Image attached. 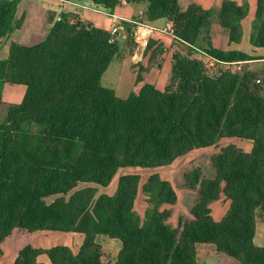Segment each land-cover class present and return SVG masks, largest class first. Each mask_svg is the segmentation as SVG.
<instances>
[{"label":"trees","instance_id":"obj_1","mask_svg":"<svg viewBox=\"0 0 264 264\" xmlns=\"http://www.w3.org/2000/svg\"><path fill=\"white\" fill-rule=\"evenodd\" d=\"M122 1L144 2L147 21L173 23L180 45L162 89L144 81L120 98L102 85L118 42L71 12L61 13L35 42H11L0 59V85L24 90L17 104L5 105L0 94V244L13 247V264H43L39 255L51 264H196L199 244L215 248L216 264H264V246L253 241L257 218L264 221V68L247 64L264 55L215 47L211 37L216 14L228 41L240 42L247 6L233 0L184 9L178 0H90L108 13ZM17 5L0 0V38L19 26ZM250 43L264 48V0L256 3ZM190 45L244 67L209 74ZM143 79L137 72L135 82ZM223 138L247 139L252 146L245 151L229 143L210 155L212 177L199 168L183 174V186L197 197L190 216L175 227L168 220L177 193L156 172L142 185L138 173L121 175L112 195L76 189L79 182L107 186L120 168L167 166ZM139 190L147 203L143 214L135 210ZM221 196L229 205L215 220L210 204ZM40 230L81 233L83 241L76 253L63 244L34 247L29 237ZM99 235L120 242L114 262Z\"/></svg>","mask_w":264,"mask_h":264},{"label":"crops","instance_id":"obj_2","mask_svg":"<svg viewBox=\"0 0 264 264\" xmlns=\"http://www.w3.org/2000/svg\"><path fill=\"white\" fill-rule=\"evenodd\" d=\"M52 1L53 2H49V0H18L15 18L17 21L20 22V24L18 27L14 28L12 32L0 38V59L7 58L9 52V46L11 42L28 44L35 34L41 32L42 35L44 36L49 30L51 23L54 20L58 19L61 13L71 12L75 14L81 21L86 22L95 27L105 29L107 31L114 22V19L111 17L110 14L107 13V11L93 7L90 0H52ZM178 1L183 9L186 8L191 3H197L203 8H212L214 6L218 7L217 5L218 0H178ZM233 1H235L238 4H241L243 1H247L248 3L247 14L241 20V27H242L241 40L240 42L228 41L227 31L226 30L221 31L220 29H217L219 28L218 27L219 25L218 26L216 25L217 28H215L211 32L213 45L215 47L226 50H238L245 52L247 54H251L253 56H259L258 53L262 50L264 51V48L255 47L251 45L249 42V37L251 33V23L254 18L257 0H233ZM55 7L58 8L60 7V8L57 11ZM145 7L146 4L144 2H140L137 4H130L122 1V3H120L114 8L113 14H117L123 17H130V18L136 17L138 11L140 10L145 11ZM149 22H151L154 25L163 26L167 22H170V20L159 19L157 21H153V22L149 21ZM218 36L220 37V39H217ZM116 40L119 45V50L115 54L113 60L110 63L111 65L110 70L114 71L113 73L116 79L114 86H116L115 88L119 90L120 86H125L127 83L135 84L137 73L136 71H133V69L131 68V62H130L131 57L130 55H128V52L125 48L127 37H118L116 38ZM151 43H154V45H160L161 43H163L162 45H164V48L166 49V51L163 52L159 57L160 58L159 66L158 65L155 66V64L151 62L150 50L154 48L151 45ZM178 45L180 44H178L175 41V39L171 38L170 36L157 34L150 40V45L147 51L145 52V54L143 55V58L141 60V65L150 66L151 64H154V67H152L148 71L149 73L148 76L146 77V80L147 82L153 83L158 89H162L161 87H164L168 81L170 66L171 63L173 62V55L178 50ZM191 55L192 57L197 58L200 61L204 59L203 56L200 55V53L194 50L191 52ZM263 55L264 54H262L261 56ZM260 59H264V58H260ZM9 85H18V84H10V83L3 84L4 87H8ZM116 91L115 94H117ZM129 91L130 90L128 89L126 96H128ZM123 96H119V97L120 98L126 97ZM1 99L3 102H11L10 99H6L2 94H1ZM226 201L228 202V200ZM227 208H224L222 210L223 215L225 214ZM140 213L141 212H139V214ZM217 218L218 217L213 216V219L217 220ZM263 231H264V226L261 224V227H259L258 223H256V231L253 241L258 246H264V236L262 235ZM63 233H67L68 235H70L67 241L63 243V245L70 247L72 252L76 253L83 241V235L81 233H76V232H63ZM211 246L212 245L209 244L197 245L196 264H216V259H217L216 250L212 246L214 248V252H212V250L208 248ZM102 247L106 251L105 247L104 246ZM42 248H48V247H42ZM212 253L213 255L210 258V260H207L208 254H212ZM15 256L11 260V263L9 262V264L13 263ZM37 261L43 264H51L45 255H39L37 257ZM110 261H111V256H110Z\"/></svg>","mask_w":264,"mask_h":264},{"label":"rangeland","instance_id":"obj_3","mask_svg":"<svg viewBox=\"0 0 264 264\" xmlns=\"http://www.w3.org/2000/svg\"><path fill=\"white\" fill-rule=\"evenodd\" d=\"M2 1H7V0H2ZM49 2H53L52 0H49ZM220 0H218V4L219 5ZM241 4H244L247 6L248 9V3L247 1H243ZM56 10L58 11V7H55ZM213 8H218L217 6H214ZM254 21V18H253ZM252 21V23H253ZM252 23H251V27H252ZM216 25L217 24V19H216V14L213 15V20H212V25H211V32L217 28ZM221 31H225L223 28H221L220 26H218ZM43 35L42 33H38L35 34L33 36V38L31 39V41L28 44H31L33 42H35L36 40H38L39 38H41ZM217 39H220V37L218 36ZM249 42H250V37H249ZM163 43H161L160 45H154V43H151V45L154 47L152 50H150L151 54H150V59L151 62H153L155 64V66H159V61H160V55L166 51V49L164 48V45H162ZM251 44V43H250ZM125 48L128 52V55H132L133 51H134V45L132 40L128 37L126 40V45ZM149 52V53H150ZM259 52V51H257ZM262 54H264V51H260L258 53L259 56H261ZM148 55V53H147ZM132 58V57H131ZM130 58V62H131V68L133 69V71L140 72V74L144 77V79L142 81H138L135 82V84L133 83H127L125 86H120L119 90H117L114 86L116 79H115V75H114V71L110 70L111 69V65H109V67L107 68L105 74L103 75V77L101 78V83L104 86L110 87L115 91H116V95L119 96H123L125 97L127 94L128 89L130 90V92H137L141 85L143 84L144 81L146 80V77L148 76V71L154 67V64L146 65L143 66L141 65V61L140 62H133L132 59ZM247 64H251L253 67H256L258 69L260 68H264V59H255L252 60V63H247ZM244 64L240 63H235V64H225V65H221L218 64L216 65L214 68L212 69H208V73L211 74L213 72H216L218 69L220 68H231V69H235L238 70L240 68H243ZM145 68V69H144ZM112 71V73H111ZM153 73V71H152ZM163 88V87H161ZM0 94L4 95V97L6 99H10L11 102H4V104H17L20 103V101L22 100L23 97V89L21 86L19 85H9L8 87H4L3 84L0 85ZM127 97V96H126ZM5 106L1 107L0 110V114L4 111ZM34 128V127H33ZM229 143H235L237 146H239L240 148H242L245 151H249L251 146H252V142L250 140L247 139H240V138H223L221 140H219L215 145H211L207 148H198V149H193L191 151H189L188 153H186L183 156L178 157L177 159H175L171 164L167 165V167H161V168H156L154 170H149V169H141V168H121L118 169L116 174L113 176L111 182L107 185V186H101L95 183H90V182H79L76 189H81L84 187H93L96 189V196H98L101 193H105L108 195H112L115 190H116V185H117V181L118 178L126 173H138L141 177V182L140 185L144 184L148 178V176L153 173L156 172L158 173L161 178L168 180L169 182H171V184L173 185L176 193H177V201L174 205H172L170 207L171 209V216L168 220V222L172 225V226H177L178 224V220L180 217H189V208L192 206L193 202L195 201L196 197H197V191L196 190H192V189H187L183 186V174L193 168H199L201 170V173L204 177H212L213 176V169L210 163V155H212L213 153L218 152L223 146L229 144ZM66 198L69 196V194H65L64 195ZM95 196V197H96ZM57 196H49L46 198L47 202H51L54 200V198H56ZM229 205V203L226 201V199H224L222 196L218 199L213 201L210 204V209H211V216L213 217H218V219H220L222 217V210L224 208H227ZM147 207V203H146V199L145 197L142 195L141 190L138 191V195L135 201V210L140 214L144 213V208ZM256 223H258V226L261 227V224L264 226V221L260 218H257ZM262 235L264 236V231L262 232ZM70 235H68L67 233H63L60 231H47V230H40L38 232H34L32 235H30L29 240L31 242V245L34 247H51L57 244H63L65 241H67V239L69 238ZM97 242L100 243L102 246L105 247L106 251L109 253V255L111 256V261L114 262L116 255L121 247L120 242L118 240H113V239H109L108 237L104 236V235H99L97 236ZM11 245L8 242H2L0 244V249L1 250V255H0V264H9V262L11 263V260L13 259V257L16 255V252L14 251L13 247H10ZM210 248V250H212V252H214V248L208 247ZM212 254H208L207 256V260H210V258L212 257ZM13 264V263H12Z\"/></svg>","mask_w":264,"mask_h":264},{"label":"built area","instance_id":"obj_4","mask_svg":"<svg viewBox=\"0 0 264 264\" xmlns=\"http://www.w3.org/2000/svg\"><path fill=\"white\" fill-rule=\"evenodd\" d=\"M108 13V12H107ZM114 19L113 24L110 26L108 32L112 40H116L118 37H129L134 44V51L132 53V60L137 63L143 58V55L147 51L150 40L157 34H163L175 39L176 34L174 31L173 23L167 22L163 26L154 25L147 21L144 17V11H138L136 17H123L117 14L108 13ZM188 45V44H187ZM192 51H197L203 56L204 67L208 69L214 68L218 64H235L241 61L224 62L209 55L204 50L190 45Z\"/></svg>","mask_w":264,"mask_h":264},{"label":"water","instance_id":"obj_5","mask_svg":"<svg viewBox=\"0 0 264 264\" xmlns=\"http://www.w3.org/2000/svg\"><path fill=\"white\" fill-rule=\"evenodd\" d=\"M182 46L186 47V49H187V47H188L189 45H187L186 43H185V44L182 43Z\"/></svg>","mask_w":264,"mask_h":264}]
</instances>
